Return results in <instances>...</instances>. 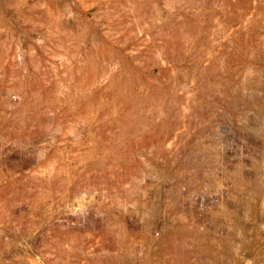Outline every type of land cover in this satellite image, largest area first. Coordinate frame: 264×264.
Returning a JSON list of instances; mask_svg holds the SVG:
<instances>
[{
    "label": "rangeland",
    "instance_id": "1",
    "mask_svg": "<svg viewBox=\"0 0 264 264\" xmlns=\"http://www.w3.org/2000/svg\"><path fill=\"white\" fill-rule=\"evenodd\" d=\"M0 264H264V0H0Z\"/></svg>",
    "mask_w": 264,
    "mask_h": 264
}]
</instances>
